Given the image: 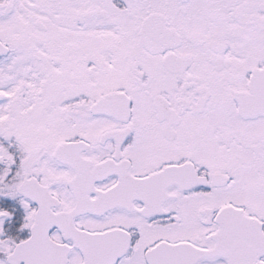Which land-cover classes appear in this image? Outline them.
<instances>
[{
	"label": "snow or ice",
	"instance_id": "snow-or-ice-1",
	"mask_svg": "<svg viewBox=\"0 0 264 264\" xmlns=\"http://www.w3.org/2000/svg\"><path fill=\"white\" fill-rule=\"evenodd\" d=\"M0 264H264V0H0Z\"/></svg>",
	"mask_w": 264,
	"mask_h": 264
}]
</instances>
